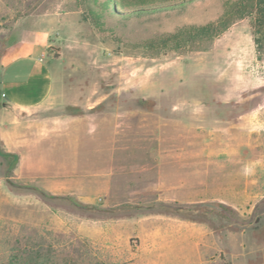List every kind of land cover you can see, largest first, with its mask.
Masks as SVG:
<instances>
[{
    "label": "rangeland",
    "instance_id": "374dc122",
    "mask_svg": "<svg viewBox=\"0 0 264 264\" xmlns=\"http://www.w3.org/2000/svg\"><path fill=\"white\" fill-rule=\"evenodd\" d=\"M253 4L0 0V71L35 52L53 81L0 91V264H264Z\"/></svg>",
    "mask_w": 264,
    "mask_h": 264
},
{
    "label": "crops",
    "instance_id": "0c3cea01",
    "mask_svg": "<svg viewBox=\"0 0 264 264\" xmlns=\"http://www.w3.org/2000/svg\"><path fill=\"white\" fill-rule=\"evenodd\" d=\"M52 87L51 63L41 54L15 57L1 68L0 91L9 108L36 109L47 101Z\"/></svg>",
    "mask_w": 264,
    "mask_h": 264
},
{
    "label": "trees",
    "instance_id": "16d2710c",
    "mask_svg": "<svg viewBox=\"0 0 264 264\" xmlns=\"http://www.w3.org/2000/svg\"><path fill=\"white\" fill-rule=\"evenodd\" d=\"M106 5V4H105ZM254 11H253V20H252V29L254 35V42L257 47L258 53L264 49V0H254ZM106 7V6H105ZM0 155L5 158H14L13 155L2 153ZM15 159L17 157L15 156ZM19 258H14L9 264H41L38 259H40V254L35 252V256L32 254V251L22 249L20 252Z\"/></svg>",
    "mask_w": 264,
    "mask_h": 264
}]
</instances>
